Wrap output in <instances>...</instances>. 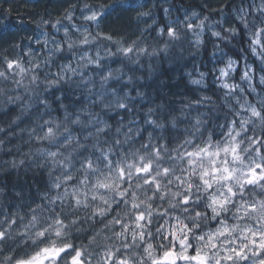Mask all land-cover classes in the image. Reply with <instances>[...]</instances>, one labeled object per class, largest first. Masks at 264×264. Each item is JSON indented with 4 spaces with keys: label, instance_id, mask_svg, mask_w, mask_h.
Instances as JSON below:
<instances>
[{
    "label": "clouds",
    "instance_id": "1",
    "mask_svg": "<svg viewBox=\"0 0 264 264\" xmlns=\"http://www.w3.org/2000/svg\"><path fill=\"white\" fill-rule=\"evenodd\" d=\"M264 0H0V264H264Z\"/></svg>",
    "mask_w": 264,
    "mask_h": 264
},
{
    "label": "snow or ice",
    "instance_id": "2",
    "mask_svg": "<svg viewBox=\"0 0 264 264\" xmlns=\"http://www.w3.org/2000/svg\"><path fill=\"white\" fill-rule=\"evenodd\" d=\"M261 247H264V245H261Z\"/></svg>",
    "mask_w": 264,
    "mask_h": 264
}]
</instances>
